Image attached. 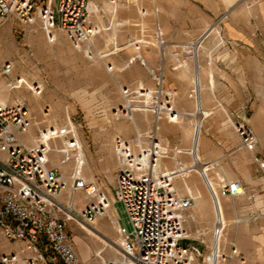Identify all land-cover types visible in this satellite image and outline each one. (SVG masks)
Wrapping results in <instances>:
<instances>
[{
  "label": "crops",
  "instance_id": "1",
  "mask_svg": "<svg viewBox=\"0 0 264 264\" xmlns=\"http://www.w3.org/2000/svg\"><path fill=\"white\" fill-rule=\"evenodd\" d=\"M233 1L227 5L220 3L215 10L205 3L198 8L197 3L190 0H139L138 5L125 7L116 3V9L113 8L109 12V8L113 7L112 2L97 0L101 9L95 10L91 20L100 31L91 45L82 48L80 52L71 46L67 36L59 31L54 33L56 48L69 51L73 64L78 67L82 83L76 93L90 99L99 119H108L109 111L115 112L124 108L123 96L106 97L104 94L107 88L111 89L113 78L122 86L158 88L164 84L166 88L168 86L169 89H178L174 92L173 106L179 117L174 122L169 121L166 114L158 116L151 110L137 112L133 114L132 129L125 124L122 127L117 123L108 122V127L102 130L105 138L102 139L99 133L94 139L93 148L89 142L80 139L82 153L86 158L81 172L103 186L108 182L115 185L118 164L114 138H129L131 130L143 140L155 134L170 153L168 158L161 161V167L175 171L183 166L190 170L177 177L175 186L183 195L190 194L195 198L196 203L188 215L192 220H187L185 225L191 234L195 232L194 229L200 228L206 231L207 236L212 235L215 216L209 200L208 179H213L219 189L223 188L225 183L236 180L245 188L244 196L221 198L223 212L229 223L237 213H241L243 202L252 203L257 198L264 199V168L260 167V162L264 163V130L253 131L260 148V162H257L254 154L242 147L243 139L234 129L235 124L245 126L244 121L248 114L252 115L256 125H264V97L260 99L259 96L264 95V87L204 90L196 94V91H182L178 83L182 81L184 73V67L179 63L188 59L195 60L189 45L196 41L204 48L203 52L201 49L198 63L203 74L205 73V78L219 79L221 72L240 77L245 75L248 78L251 70H257L259 76L264 75V2L241 0L243 2L238 4ZM141 8L145 13H141ZM157 30L163 33L162 44L156 39ZM214 30L219 32L217 37L212 36ZM136 44L139 45L138 48ZM108 67L116 71L111 80L102 75ZM84 75L88 78V84L84 81ZM100 75L103 79L99 83ZM162 79L165 80L164 83ZM69 89L71 87L68 85L60 86L58 94L74 95L75 92ZM49 90L50 87H46V91ZM26 99L28 102L38 101ZM55 100L56 98L50 97L43 99L50 102V107L55 106ZM7 101H11L10 98ZM198 107L203 111L201 119L198 117ZM124 116L126 117L125 113ZM51 118L57 122L54 114ZM199 120L202 127L196 138L195 130ZM39 123L41 122L32 121L28 130L19 134L20 141L34 145L42 129L38 126ZM50 143L57 146L55 140ZM50 148V167L58 168L65 178V173L69 174L73 170V162L63 168L64 173L59 166L58 154L53 152L51 145ZM195 153L199 156L200 169L194 166ZM191 173L200 184L194 187L193 192L188 191L185 186V181ZM65 185L67 186L66 181ZM66 186L58 201L68 207L70 198L65 191ZM106 188L103 193L112 207L106 214L95 217L92 229L85 226L78 217L70 219L68 223V231L77 242L79 257L88 264L113 263L116 261L114 258L121 256L122 252V235L118 229L124 226L114 207L115 192L109 187ZM198 194L202 195L204 201L202 198L198 199ZM85 228L87 235L84 240L81 229ZM3 245L7 252L2 255L10 254L20 247L19 243L8 245L4 241ZM12 246L15 248L12 249ZM111 248H117L120 253L115 254ZM93 256L95 259L90 262Z\"/></svg>",
  "mask_w": 264,
  "mask_h": 264
},
{
  "label": "built area",
  "instance_id": "2",
  "mask_svg": "<svg viewBox=\"0 0 264 264\" xmlns=\"http://www.w3.org/2000/svg\"><path fill=\"white\" fill-rule=\"evenodd\" d=\"M90 13V0H49L46 6H38L35 0H0V25L9 18L22 24H32L40 18L50 41L55 38L52 30L58 27L70 36L76 48L91 42L99 32L98 27L91 25ZM162 35L159 31V38ZM11 73V65L6 64L2 74L9 77ZM24 84V79L18 77L11 87L20 88ZM30 89L38 94L41 91L37 85ZM141 91V95H128L129 88L125 89L127 103L136 100L135 108L154 111L158 116L166 114L172 122L178 119L179 113L171 102L173 94H150L146 88ZM128 104L124 108L126 112L132 109ZM31 123L24 101L10 103L0 98V235L8 242L20 244L10 254L1 255L0 264H88L79 257L75 237L68 231L75 208L58 201L65 186L64 177L58 168L50 167V142L60 136L68 139L72 131L45 127L34 145H28L20 141L19 134L28 130ZM238 130L246 148L256 149L253 133L244 127ZM114 142L118 161L115 197L124 203L132 225L129 232L119 229L121 264H230L227 258L234 256L246 262L235 245L233 253L228 255L223 252L226 250L220 246L221 242L217 246L213 243L207 253L189 241L186 214L196 201L193 195L181 194L175 180L190 170L183 166L175 171L161 167V161L169 157V150L155 134L147 140L139 136L136 143L120 136ZM78 149L79 143L72 134L66 148L60 150L64 155L62 163H68L73 157L72 151ZM72 178V189L85 190L91 201L84 210H76L79 219L90 223L106 214L111 203L96 184L83 178L80 170ZM96 188L98 195L94 196ZM244 193L243 184L237 180L225 183L221 189V194L227 196ZM94 197L99 198L97 203L92 202ZM218 224L217 220L215 236ZM224 225L225 222L221 230Z\"/></svg>",
  "mask_w": 264,
  "mask_h": 264
},
{
  "label": "rangeland",
  "instance_id": "3",
  "mask_svg": "<svg viewBox=\"0 0 264 264\" xmlns=\"http://www.w3.org/2000/svg\"><path fill=\"white\" fill-rule=\"evenodd\" d=\"M110 1L112 2V0ZM138 1L139 0H118L117 4L121 7H125L127 5H138ZM190 1L196 2L198 8L201 7L203 3H205L208 6L214 8L215 10L218 8V5H220V3L222 5H227L234 2L233 0H190ZM235 1H237L238 4L243 2L241 0H235ZM248 1L252 3L264 2V0H248ZM35 2L38 6H46L47 4H49V0H35ZM95 3L98 5L97 0H90L91 13L89 20L91 21L92 26L94 25L92 23L91 18L95 13V11H93V6L95 5ZM117 4H115V6L113 5V7H110L109 12L112 11L113 8L116 9ZM99 9H101L100 5H98V9L96 10ZM141 13L142 14L145 13L143 8H141ZM55 31H59L62 35L67 36L71 46L75 50L80 52L82 48H87L89 44L91 45L93 43V39L96 37L97 34V33L95 34L91 42H85L81 45L80 48H76L70 36H68L66 32L61 31L58 27L52 30L53 33H55ZM159 31L160 30H157L155 33L156 39L158 43L162 44L164 43L163 35L161 36V38H159L160 37ZM212 32H213L212 36L217 37L218 34L217 31L214 30ZM198 43L199 42L197 41L195 43L192 42L190 43L189 46L191 47L192 45H196ZM56 47H57V43L49 40L47 33L44 29L43 22L41 21L40 18H37L35 22L32 24H22L21 22H18L15 18H9L8 20L4 21V24L0 25V81H2L3 83H7V85H9L10 96L8 98H10L11 100L9 102L15 103V102L24 101L27 104L28 111L31 116V120L34 122H41L39 123L38 126L42 129L45 127L47 128L49 126H54L55 128H58L60 130L64 128H68L71 129L72 131V133L67 135L68 139L61 136L53 139L56 141L57 146H54V143L53 145L51 144L52 149L54 148L53 152L58 154V157L60 158L59 166L62 167L64 173H65V169L63 168H65V166L68 163L73 162L74 165L73 170L69 174L65 173V178H64L67 183V186L65 185L66 186L65 191L70 198L69 204H72L73 207L75 208L72 209L74 213L71 214L70 217V219L72 220V218L75 217L79 218L80 216V214L76 212V210L82 211L85 209L88 203H91L85 190L74 191L72 189L74 184L72 177L75 174L77 165L79 163L80 152L79 150L72 151L73 154V157H71L72 159L68 161V163L63 164L61 160L63 159L62 157L64 155L62 152H60V150L59 151L55 150V148H59V149L66 148L67 141L72 137V134L75 135L77 142H79L80 139H84L86 140V142H89L93 148L95 143L94 139L98 137L97 135L99 133L102 135L101 136L102 139L105 138L103 135L104 132H102V130H104L105 127L106 128L108 127V122L112 124L117 123L122 127L125 124V126H130L132 129L131 121L133 119V114L137 112H143L144 110H140L134 107L126 112V109L124 108L127 106L128 103L125 96L141 95L142 93L141 89L143 88H146L148 90H153V92H151L150 94L171 93L174 96V92H177L178 89L176 88L169 89L168 86L166 88L164 87V84L163 87H158V88H147L145 86H139V85L122 86L121 83L115 82L116 80H114L115 78H113V80L111 81V89L107 88V90L104 91L105 92L104 94L106 97L123 96L124 108H122V110L117 109L115 110V112L109 111L108 119H102V118L99 119L98 113L95 112V106H92L90 104V99L85 98L83 94L79 95L76 93L77 91H79L78 87L81 86L82 81H81L80 73L78 72V67L75 64H73L74 61L72 59L70 52L67 51L66 49L65 51L62 50L60 51ZM203 49L204 48H202V52ZM90 55H92V53H90ZM6 64H10L12 68V73L10 74L9 77L4 76L2 74ZM179 64L184 67L182 81L178 82L179 85L181 86L182 91L184 92L196 91L197 85L195 81L197 80L196 74L198 69H195L196 68L195 66L197 63L192 59H188V60H184V62H181ZM107 70L104 71L102 75H104L105 78L111 80V77H113L116 71L115 70L112 71V67H108ZM199 71H200L199 78L202 82V91L264 87V75L259 76L256 73L257 70H251L252 73L249 74L248 78L245 75L240 77L236 75L233 76L232 73H229L228 75V74H223L221 72L220 73L221 76L219 77V79L212 77L210 78L208 77V79L205 78L203 76L205 75V73L203 74V71L200 68V64H199ZM18 77H22L26 84H24L20 88L13 89L11 85L12 83H15V80ZM87 79H88L87 76L84 75V81L88 84ZM101 79H103L102 76L100 78L98 77L99 83L102 82ZM164 81L165 80L162 79V83H164ZM245 81L247 83H245ZM36 85L40 86L41 88L39 94L33 92L30 89V86L32 87ZM66 85L71 87V89L69 90L75 92L74 95L63 96L58 94L59 93L58 88L60 86L65 87ZM46 87H50L51 90L46 91ZM127 88H129V92H130L128 95L125 94L124 92V90ZM259 96L260 99L264 97V95H259ZM25 97L28 99L30 98L31 100L37 99L38 101L28 102ZM49 97L56 98L54 102L55 106L52 105L50 107V105H48L50 103L49 101H43V99L45 98L48 99ZM14 100H18V101H14ZM173 101H174V97L171 99L172 104ZM131 104H137V101L136 100L132 101ZM124 113L126 114V117L124 116ZM46 114L49 115L46 116ZM52 114H54L55 117H57V122L51 120ZM254 122L255 120H253L252 115L248 114V117H246L244 121L245 126L235 124L234 129H236L239 134L241 132L240 130H238V128L241 127H244L250 133L256 131L255 129L261 131L264 130V125H259V124L256 125ZM39 135L37 136V138L39 137ZM130 135L131 136L129 138H126V140L131 141L132 143H136V139L137 137H139V135L138 134L136 135L135 132H133L132 130ZM116 137L114 138V141ZM243 145L244 144L242 140V147L246 148V146ZM99 146H103V145L99 144ZM259 150L260 148H258V146L254 150L251 151L248 150L249 152L254 154V158L257 162H260V156H258ZM114 151L116 157L115 142H114ZM81 153H82V146H81ZM169 154L170 153L168 152V155ZM83 158L85 162L86 158L84 156ZM260 167L264 168L263 162H260ZM81 169L82 168H80L81 176L83 178H86L87 181L89 182H94L101 193L107 190L106 187H109L116 194L118 173H117L115 185L113 183L108 182L106 185L103 186L100 183L98 184L94 178L88 177V175L83 174L81 172ZM104 175L106 176V174ZM106 180L108 181V178H106ZM187 180H189V184L194 187L200 186L199 181H197V179L194 178V174L192 173L191 175H189V177H187ZM208 189L210 190V188ZM221 189L222 188H220L221 198L222 196H227L221 194ZM208 194H209V200L212 203V207H213V215L215 216V220H214L215 222L212 228V235L207 236L206 231L200 228H198V230L197 228L194 229L195 232L192 234L191 232L188 231L190 234L189 241L194 239L190 242L191 243L193 242L196 245L200 246L202 249L206 250L207 253L212 248V244L215 239L214 230L217 221V217L215 215V204H214V200L212 199L211 191H209ZM240 195L244 196L246 194L244 193ZM77 198H81V199L79 200ZM98 201H99L98 197H94V199L92 200V202L94 203H97ZM111 207L112 204L110 208ZM114 207L118 211L119 218L121 219V223L123 224L125 229H127L128 232L131 231L132 225L130 224L129 218L126 215L124 203L117 200L115 197ZM110 208H108V211ZM191 210H189L186 214L188 217L187 220L189 219L192 220V217L188 216ZM232 220L233 221L231 223H229L227 218L225 220V225L224 228L222 229L223 233L221 235L222 239L220 246H222V249L226 250L223 252H225L228 255H231L233 253L232 248L235 245L239 249L238 251L240 255L245 258L246 262L242 263L241 260H239L236 256H234L233 258H227L229 263L230 264H264V199L257 198V200L252 203L247 201L243 202V204L241 205V213H237ZM83 224L92 229L94 221L90 223H87L85 221L83 222ZM85 230L86 228L81 229V234H82L81 236L84 240L86 239L85 237L87 235L85 233ZM193 236L195 238H192ZM3 241L6 242V244L8 245L11 243L10 241L8 242L3 236L0 235V256L7 252L5 246L3 245ZM11 248L14 249L15 246H12ZM76 248H78L77 242H76ZM111 249L114 251L115 254L119 252L117 248L116 249L111 248ZM86 254L87 252H85V261L87 260ZM94 259L95 257L93 256L90 259V262H92V260ZM114 259H116V261H114L113 263L121 264L122 252H121V256H117ZM103 264H110V263H103Z\"/></svg>",
  "mask_w": 264,
  "mask_h": 264
},
{
  "label": "bare ground",
  "instance_id": "4",
  "mask_svg": "<svg viewBox=\"0 0 264 264\" xmlns=\"http://www.w3.org/2000/svg\"><path fill=\"white\" fill-rule=\"evenodd\" d=\"M112 4L115 6L116 3L112 2ZM96 9H98V5L95 3V5L93 6V11H95ZM217 33L219 34V32H217ZM55 40H56V36L54 38V41ZM190 48H191V52H192V54L194 56V59H195L194 61L197 63L196 66H195L196 67L195 69H198V71H197V74H196L197 75L196 76L197 80L195 82H196V85H197L196 86L197 87L196 88V94H198L199 91H202V82H201V80L199 78V75H200L199 72L200 71H199V63H198V59L200 57L201 49H202L201 48V43H198L196 45H192ZM9 89H10L9 88V85H7V83H3L2 81H0V97H1V99H2L3 102H6L7 99H8V97L10 96ZM150 91L153 92V90H150ZM128 105H131L132 108L135 107L133 104H128ZM126 108H127V106H126ZM198 109H199V107H198ZM198 115H199L198 116L199 119H201L202 116H203V111L201 109L198 110ZM201 127H202V124H201V121L199 120L198 126H197V128L195 130V136H196V138L199 136V134L201 132ZM79 147H80V149H78V150L80 152L79 153V155H80L79 158L80 159H79V163L77 165L76 171L77 170H80V168H82V166L84 164V158H83V155L81 153V145H80V143H79ZM55 150H58L59 151L61 149L55 148ZM195 155H196V161H195V165L194 166H195V168L200 169L199 156L196 153H195ZM205 172H206V170H205ZM205 172H204V175L206 176V173ZM207 185L210 188L209 191H211L212 199L215 200V203H214L215 204V215H216L217 220H218V223H219L218 226H217V229H216L217 230V233H216V236H215V239H214V242H213L217 246V244H219L221 242V239H222L221 238V235H222L221 228H222V225L224 224L226 218H225V215L223 213L222 200H221L220 189H219L218 185H216V183L214 182L213 179H208L207 180ZM185 186L187 187V190L188 191H190V192H193L194 191V186H192V185L189 184V180H186L185 181ZM96 195H98L97 188H96V191L94 193V196H96ZM201 198H202V195L201 194H198V199L201 200ZM77 199L80 200L81 198H77ZM202 200H203V198H202Z\"/></svg>",
  "mask_w": 264,
  "mask_h": 264
}]
</instances>
